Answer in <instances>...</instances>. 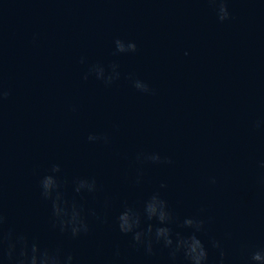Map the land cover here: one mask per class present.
<instances>
[{"label": "water", "instance_id": "1", "mask_svg": "<svg viewBox=\"0 0 264 264\" xmlns=\"http://www.w3.org/2000/svg\"><path fill=\"white\" fill-rule=\"evenodd\" d=\"M228 5L220 21L211 0H0V234L60 247L75 264H185L119 231L126 205L142 209L160 191L177 222L204 220L209 264H220L213 238L223 264H250L264 247V0ZM117 39L137 51L117 52ZM113 63L110 85L84 79ZM153 152L164 161L138 159ZM47 174L84 209L88 233L54 226ZM84 178L96 191L75 192ZM6 250L0 242L3 264Z\"/></svg>", "mask_w": 264, "mask_h": 264}, {"label": "clouds", "instance_id": "2", "mask_svg": "<svg viewBox=\"0 0 264 264\" xmlns=\"http://www.w3.org/2000/svg\"><path fill=\"white\" fill-rule=\"evenodd\" d=\"M216 7V14L220 21H225L231 17L228 0H211ZM116 50L119 53H134L138 45L134 40L126 41L117 39ZM84 58H81V63ZM119 64H112V73L105 77V69L99 64L92 65L89 72L84 74V79H88L91 72H95L98 80H103L105 85H110L120 77L117 70ZM133 79L132 75L129 76ZM134 87L140 91H150L149 85L141 79H133ZM8 93L0 89V97L7 96ZM255 127H264V120H258ZM99 137L90 134L88 139L95 141ZM105 139H107L105 137ZM159 163L164 161L158 152L141 153L138 159ZM167 162H171L168 160ZM264 167V161H261ZM54 172L60 171V166L56 165ZM213 182H215L213 178ZM167 185L162 183L161 189ZM41 196L51 202V214L54 219V226L60 232H70L72 237H78L82 233H88L90 228L84 209L75 201H69L62 190V181L59 177L47 174L40 180ZM89 193L96 191V182L87 178L79 179L76 182L75 192L77 194L84 191ZM91 215H96L95 210H91ZM4 218L0 216V224ZM119 231L123 234H131L136 246H142L147 254L155 253V246L162 245L168 249L169 256L173 262L182 254L185 264H209V249L204 240L198 235L204 231V220L194 216L185 217L177 222L169 202L160 191L151 193L143 202L142 209L134 206H125L116 217ZM177 225L179 229H190V232L177 230L173 227ZM0 242L7 243L5 259L9 264H75V256L70 252H65L60 247L42 246L37 239H30L26 234H14L11 231L0 234ZM213 248L219 251L220 264H223L225 252L220 240H211ZM3 264V260H0ZM250 264H264V247L257 248L250 256Z\"/></svg>", "mask_w": 264, "mask_h": 264}]
</instances>
